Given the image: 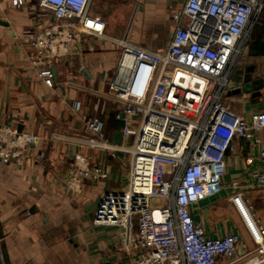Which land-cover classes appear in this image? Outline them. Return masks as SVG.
<instances>
[{"label":"crops","instance_id":"obj_1","mask_svg":"<svg viewBox=\"0 0 264 264\" xmlns=\"http://www.w3.org/2000/svg\"><path fill=\"white\" fill-rule=\"evenodd\" d=\"M38 2L22 0L15 5L13 0H0V21L4 22L0 24V124L36 135L27 154L0 163V264H122L132 252L126 239L137 230L136 218L126 228L94 220L101 196L121 190L126 183L129 154L123 149L133 141L132 136H123V123L116 118L121 105L110 97L109 84L119 58L114 40L124 38L163 52L174 32L171 13L185 0H92L90 13L104 21V36L82 32L66 58L52 63V86L29 65L24 43L27 34L42 30L52 18ZM228 69L225 102L231 110L245 120L264 111V87L256 95L235 93L240 85L232 81L245 70L253 78L264 77V14L248 29L247 42ZM181 74L188 80L172 79L165 101L170 90L182 95L185 90H198L189 81L194 76ZM90 118L102 121L106 137L118 149L83 145L89 137L85 121ZM262 145L264 131L253 132L250 139L234 137L225 156L221 190L189 208L206 236L240 235L231 264H264V248L254 241L229 199L258 169L257 151ZM77 152L91 160L78 193L67 187ZM243 200L264 243V190L246 189ZM217 264L226 261L219 258Z\"/></svg>","mask_w":264,"mask_h":264},{"label":"built area","instance_id":"obj_2","mask_svg":"<svg viewBox=\"0 0 264 264\" xmlns=\"http://www.w3.org/2000/svg\"><path fill=\"white\" fill-rule=\"evenodd\" d=\"M91 1L39 0V7L50 11L52 18L42 30L27 34L24 43L29 65L46 85L53 84L52 63L66 58L82 32L104 36V21L90 13ZM21 3L13 0L15 5ZM262 8L264 0H185L171 13L174 32L163 52L124 38L114 40L119 58L109 84L110 97L121 105L116 118L123 123V136H132L133 141L123 149L129 154L126 183L121 190L101 196L94 220L126 228L136 218L137 230L126 239L132 252L122 264H217L219 258L231 264L236 257L240 235L206 236L189 208L221 190L225 156L233 138L250 139L253 132L264 131V111L245 120L222 102L229 64L244 48L248 29ZM169 71L174 72L168 80ZM181 72L205 78L211 85L208 100L195 106L192 116L177 112L165 101L168 85ZM85 127L89 137L83 145L119 148L109 142L100 119L86 120ZM35 142L34 133L0 124V163L20 159ZM73 160L67 187L78 193L91 160L83 152H77ZM257 160L258 169L229 199L254 241L264 248L243 200L246 189L264 190V145L257 151ZM31 189L36 191L34 186Z\"/></svg>","mask_w":264,"mask_h":264},{"label":"rangeland","instance_id":"obj_3","mask_svg":"<svg viewBox=\"0 0 264 264\" xmlns=\"http://www.w3.org/2000/svg\"><path fill=\"white\" fill-rule=\"evenodd\" d=\"M170 72H174V71H169V73L166 72L167 73L166 74V78L168 80L170 79V76H171ZM193 76L196 78L193 82L198 87V90H195V91H187V90H185L183 95L182 94H177V92H175L174 90H170L167 93V97H168L167 101L168 102H171V101L177 102L178 101V103L180 104V105H174L173 108L180 109L182 112H179V113L186 114L187 116H192L193 108L195 106H198L199 104L204 105L206 103V101L208 100V97H209V94H210L211 85L208 84L210 82H208L207 79L205 80V78L203 79L202 77H201V79H199L200 77L196 76L195 74L191 75L192 78H193ZM181 78H185V76L181 75ZM186 79L188 80L187 77H186ZM226 96H227V90H225V92L223 94L222 102H223L224 105H227L230 109H232L231 106L229 105V103L225 102ZM176 97H179V98H182V99L176 100ZM183 100L185 102H187V103L182 104ZM164 106H166V105H164ZM195 118H200V116L195 115Z\"/></svg>","mask_w":264,"mask_h":264},{"label":"water","instance_id":"obj_4","mask_svg":"<svg viewBox=\"0 0 264 264\" xmlns=\"http://www.w3.org/2000/svg\"><path fill=\"white\" fill-rule=\"evenodd\" d=\"M2 23L4 24V22L0 21V24ZM52 73L54 76L53 69H52ZM243 73L244 74L239 77L238 76L236 78L233 77L232 81L235 82L237 85H240L239 87L235 88L233 92L253 93L254 95H256V93L260 91L262 87H264V77L253 78L252 73L247 70H245Z\"/></svg>","mask_w":264,"mask_h":264},{"label":"trees","instance_id":"obj_5","mask_svg":"<svg viewBox=\"0 0 264 264\" xmlns=\"http://www.w3.org/2000/svg\"><path fill=\"white\" fill-rule=\"evenodd\" d=\"M262 14H264V9H262L261 13L259 14V16L257 17V20L255 21V23H257L258 21H260V18L262 16Z\"/></svg>","mask_w":264,"mask_h":264},{"label":"bare ground","instance_id":"obj_6","mask_svg":"<svg viewBox=\"0 0 264 264\" xmlns=\"http://www.w3.org/2000/svg\"><path fill=\"white\" fill-rule=\"evenodd\" d=\"M258 239L260 240V237H258Z\"/></svg>","mask_w":264,"mask_h":264}]
</instances>
